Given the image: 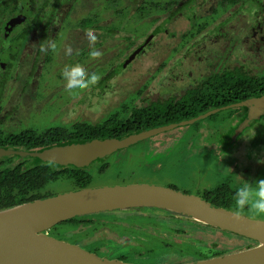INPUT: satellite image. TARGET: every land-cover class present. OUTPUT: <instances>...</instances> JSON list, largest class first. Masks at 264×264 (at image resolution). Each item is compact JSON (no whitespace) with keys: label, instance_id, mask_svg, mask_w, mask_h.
<instances>
[{"label":"rangeland","instance_id":"374dc122","mask_svg":"<svg viewBox=\"0 0 264 264\" xmlns=\"http://www.w3.org/2000/svg\"><path fill=\"white\" fill-rule=\"evenodd\" d=\"M153 1L117 0L111 4L108 0H75L56 33H49L47 44L55 43V49L41 52L39 57L37 40L43 26L35 30L37 40L19 50L16 63L10 57L16 54V45L8 51L5 43L0 62L15 66L4 90H0V132L4 137L23 131L41 135L51 129L70 133L79 124H103L113 116L127 115V109L139 106L148 96L179 94L202 81L205 74L219 73L235 64L264 74V0L232 4L196 0L192 8L185 9L161 31L158 29L164 17L176 8L157 11L151 5ZM141 6L146 13L138 11ZM88 18L94 21L92 28L81 30L80 22ZM108 29H115V34L107 33ZM89 30L98 37L94 49L101 55L96 59L89 55L93 50L87 41ZM155 32L158 34L152 37ZM141 45L140 55L128 63ZM68 47L71 55L65 54ZM74 65L99 78L94 85L70 94L62 73ZM7 113L11 119L3 124L2 117ZM224 125L218 117L211 118L121 150L107 158L113 167L105 173H99L97 165L88 171L94 180L91 187L151 184L203 195L217 183L220 186L215 176L217 168L232 179L236 173L241 175L239 179H251L252 175L255 181L264 179V120L229 146L223 154L226 158L216 150V139V149L207 150L211 145L208 138L219 134L218 128ZM220 158L222 165L218 163ZM73 189L72 178L64 176L43 192L61 195ZM236 190L224 192L230 209L264 221V217L253 216L246 208H236ZM96 225H62L48 234L106 258L115 247L111 259L127 255L134 264L191 263L207 260L216 252L237 253L255 245L157 209L117 211Z\"/></svg>","mask_w":264,"mask_h":264},{"label":"trees","instance_id":"16d2710c","mask_svg":"<svg viewBox=\"0 0 264 264\" xmlns=\"http://www.w3.org/2000/svg\"><path fill=\"white\" fill-rule=\"evenodd\" d=\"M41 1H44L42 6L36 9ZM74 1L0 0V53L5 50V43L9 45L8 51H13L16 45V54L10 56L11 60L16 63L23 47L37 40L35 30L43 26V33L37 40V56H39L41 54V43L46 45L49 33L52 36L56 33L58 25L61 23L60 20L68 16V11H70ZM195 1L154 0L151 5L157 11L165 10L169 12L176 8L175 12L164 17V21L160 24L158 30L161 31L166 28L168 23L185 9L192 8L191 6L196 3ZM223 1L226 3L236 2V0ZM52 2L54 3L50 5ZM116 2L117 0H108V3L111 4ZM138 11L147 12L143 6L139 7ZM17 17L24 19L21 22L22 25L20 22L13 21ZM93 23L94 21L88 18L80 22L79 28L81 30L90 29ZM114 30L108 29L107 33L114 35ZM157 34L155 32L153 36ZM36 64L35 62V66ZM13 66L14 63H7V69L0 71V74L5 78L2 87L6 86V82L10 79V70ZM230 67L219 73L205 74L202 81H197L185 87L179 94H170L166 97L148 96L147 99H143L141 105L131 110L127 109V115L125 114L123 117L113 116L103 124H79L74 126L73 132L70 133L62 129H51L41 135L33 131H23L19 134H8L4 137L0 132V149L15 152L14 155L5 157L0 161V212L56 196L49 191H43L49 184L57 182L64 176L72 178L73 191L91 187L93 177L88 171L75 166L66 167L45 161L42 154L47 151L84 145L95 140L126 139L155 128L190 121L207 112L230 104L242 103L264 96L263 73L256 72L247 65L235 64ZM244 120L242 119L236 127L232 128L231 132L234 133ZM99 161L102 162L103 160ZM106 169V165L101 166L99 173H105ZM172 189L179 190L177 188ZM226 191H229V189L218 188L200 196L217 207L232 210L224 199V192ZM185 193L190 194L191 192ZM145 210L132 209L131 211L142 212ZM115 213L117 212L80 217L59 226L74 224L97 226L96 223H100L105 217H113ZM111 248L114 251L116 250L115 247ZM114 251L109 252L106 256L111 259ZM224 255L223 252H216L215 255L207 259ZM116 259L129 262L127 255H120ZM183 263L185 262L178 264Z\"/></svg>","mask_w":264,"mask_h":264},{"label":"water","instance_id":"95a60500","mask_svg":"<svg viewBox=\"0 0 264 264\" xmlns=\"http://www.w3.org/2000/svg\"><path fill=\"white\" fill-rule=\"evenodd\" d=\"M142 49H138L128 63ZM240 107L250 108L253 114L241 126L239 133L264 115V96L220 108L189 122L150 130L126 139L95 140L84 145L56 148L43 153L42 158L62 166L84 168L163 132L194 124L218 111ZM14 154V151L0 149V159ZM132 209L167 211L255 244L241 252L183 264H264V221L217 207L195 194L151 184L89 187L1 211L0 264H134L101 257L48 234L53 228L76 218Z\"/></svg>","mask_w":264,"mask_h":264},{"label":"flooded vegetation","instance_id":"af4514ba","mask_svg":"<svg viewBox=\"0 0 264 264\" xmlns=\"http://www.w3.org/2000/svg\"><path fill=\"white\" fill-rule=\"evenodd\" d=\"M240 1H244V0H236V2L235 3H237V2H240ZM232 3H234V2H232ZM232 3H230V4H232ZM228 4V3H227ZM264 7V6H263ZM13 21L14 22H23L24 21V19H20L19 17H17V18H15V19H13ZM24 24V23H23ZM21 25H22V23H21ZM152 37H153V34H152ZM144 45V44H143ZM143 45H141V46H139L136 50H135V52L138 50V49H140L141 47H143ZM134 52V53H135ZM133 53V54H134ZM140 55V54H139ZM139 55H137L134 59H136ZM39 57V56H38ZM131 58V57H130ZM129 58V59H130ZM128 59V60H129ZM133 60V59H132ZM15 63V62H14ZM14 66H15V64H14ZM13 66V67H14ZM5 70V69H7V63H2V62H0V71H3V70ZM4 74V73H3ZM4 77L2 76V74H0V90H4V87H2V82L4 81ZM6 84H7V82H6ZM167 95H169V94H167ZM1 96H2V94L0 95V98H1ZM263 97V96H262ZM142 102H143V99H142V101H141V103L139 104V105H141L142 104ZM246 102V101H245ZM243 103V102H242ZM237 104H239V103H237ZM231 105H235V104H230V105H228V106H231ZM136 107V106H135ZM134 107V108H135ZM224 107H227V106H224ZM134 108H132V109H134ZM221 108H223V107H221ZM220 108H218V109H215V110H212V111H210V112H207V113H205V114H203V115H200L199 117H202V116H204V115H206V114H208V113H211V112H214V111H217V110H219ZM249 109V108H248ZM248 109H246V107H240V108H230V109H226V110H222V111H218V112H215V113H213V114H211L210 116H208L207 118H204V119H201L200 121H198V122H195L194 124H190V125H187V126H180V127H178V128H175V129H173V130H169V131H166V132H163V133H161V134H159V135H157V136H155V137H158V136H161V135H166L167 133H171V132H174L175 130H179V129H186V128H188V127H191V126H194V125H196V124H201V121H204V120H209V119H211V118H219L220 119V121L222 122V123H225V125L224 126H222V127H219L218 128V131H219V134H217V135H209L210 137L208 138V139H210V141L208 142V143H210L211 145H209V147H208V149L207 150H213L214 151V149H216V146H215V143L217 142L218 143V147H220V148H218L217 147V149L216 150H218V152H221V155L223 156V157H225V155H223L225 152H227L228 151V149H229V146H233L234 144H236V143H238L239 141H240V139H241V137L243 136V134L247 131V130H249V129H251V128H253L256 124H258L259 122H261V121H263L264 120V115H262L261 116V118L259 119V120H254V121H252L251 123H250V126L249 127H247L246 129H244L242 132H240L239 133V129L241 128V126H243L244 125V123L251 117V115L253 114V110H248ZM228 113H227V112ZM224 112L226 113V114H224ZM222 114H224V115H222ZM199 117H197V118H199ZM247 118V119H246ZM9 119H11V116L9 115V113H7L5 116H3L2 117V120H1V123H3L4 124V122H8L9 121ZM196 119V118H195ZM242 119H245L239 126H238V128L235 130V132L233 133V132H231L232 131V128H234V127H236L239 123H240V121L242 120ZM192 120H194V119H192ZM192 120H190V121H192ZM187 122H189V121H187ZM181 123H184V122H181ZM181 123H179V124H181ZM84 124H86V123H84ZM178 124V125H179ZM172 125H177V124H172ZM170 126V125H169ZM252 126V127H251ZM164 127H167V126H164ZM160 128H163V127H160ZM155 129H159V128H155ZM152 130H154V129H152ZM150 131V130H149ZM223 131V132H222ZM147 132V131H146ZM222 132V134H224L223 135V137L221 138V140H219V137H220V133ZM233 133V134H232ZM2 134H3V132H2ZM176 136H178L177 134H175ZM3 136H4V134H3ZM219 136V137H218ZM155 137H151V138H149V139H152V138H155ZM149 139H147V140H149ZM214 139H216V142L215 141H213ZM147 140H144V141H147ZM169 140H171V139H168L167 141H169ZM144 141H142V142H144ZM141 143V142H140ZM139 144V143H138ZM158 144V143H157ZM137 145V144H136ZM135 146V145H134ZM227 148V149H226ZM129 149V148H128ZM125 150H127V149H125ZM114 155V154H113ZM215 155V154H214ZM220 155V156H221ZM216 156V155H215ZM7 157H10V156H7ZM3 158H5V157H3ZM3 158H1L0 159V161H2V159ZM108 158V157H107ZM107 158H105V159H102L103 161L102 162H100L99 160L98 161H95V162H93V163H91L89 166H87V167H84V168H79V169H83V170H86V171H89L90 169H92V168H94L95 167V165H97V166H103V165H106L107 166V169L108 168H111V167H113V165L111 164L110 165V162H108L107 161ZM226 158V157H225ZM220 162H218V163H220L221 164V158H220V160H219ZM109 164V165H108ZM223 164V163H222ZM221 164V165H222ZM66 167H68V166H66ZM220 169L219 168H217L215 171H216V179L218 180V182L220 183V186H219V184L217 183L216 184V188H214V189H211V190H206V192H209V191H214V190H216V189H218V188H226V189H229V190H233V189H237L238 187H240L241 185H243V184H245L246 183V181H251V182H253V181H255V179H256V176L255 175H252V177H249V178H251V179H247V180H245V179H243V178H241V179H239L240 177H241V175H239V174H235V175H232L233 177H234V179H232V178H230V175H229V178H228V176H224L223 175V172H220L219 171ZM223 171V170H222ZM229 174V173H228ZM230 174H231V172H230ZM94 181V180H93ZM218 185V186H217ZM184 192V191H183ZM186 192V191H185ZM190 192V191H189ZM206 192H204L203 193V195L206 193ZM188 194V193H187ZM195 194V193H194ZM195 195H198V194H195ZM198 196H200V195H198ZM249 241V240H248ZM250 243H251V241H249ZM253 243V242H252ZM228 254H232V253H230V252H228V253H225V255H228Z\"/></svg>","mask_w":264,"mask_h":264},{"label":"clouds","instance_id":"9594fccd","mask_svg":"<svg viewBox=\"0 0 264 264\" xmlns=\"http://www.w3.org/2000/svg\"><path fill=\"white\" fill-rule=\"evenodd\" d=\"M98 37L93 31L87 32V41L90 48L93 50L89 53L92 59L99 58L101 53L94 49ZM55 43L44 45L41 43L40 51L46 52L48 49H55ZM66 55L72 54L71 47L65 51ZM65 80V87L70 94L77 93L82 89L94 85L98 76L95 73L88 74L80 65L66 67L62 73ZM261 163H264L261 161ZM236 208L247 209L253 216L264 217V179H259L253 182L246 181L245 184L237 188L234 193Z\"/></svg>","mask_w":264,"mask_h":264}]
</instances>
